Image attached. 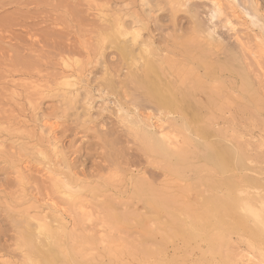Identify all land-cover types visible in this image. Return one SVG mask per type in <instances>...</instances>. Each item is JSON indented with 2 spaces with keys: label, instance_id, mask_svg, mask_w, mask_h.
Wrapping results in <instances>:
<instances>
[{
  "label": "rangeland",
  "instance_id": "374dc122",
  "mask_svg": "<svg viewBox=\"0 0 264 264\" xmlns=\"http://www.w3.org/2000/svg\"><path fill=\"white\" fill-rule=\"evenodd\" d=\"M210 1L0 0V264H31L13 245L15 227L26 212L51 219L49 201L66 222L51 264L73 255L78 264H242L240 255H264L237 202L239 191L264 202V0H217L216 15ZM114 19L140 29L138 42L169 62L151 84L165 86L184 116L160 113L145 89L126 83L141 60L137 45L121 55L100 42ZM73 70L71 109L46 92ZM138 120L151 134H136ZM161 129L175 147L154 146ZM52 145L89 175L71 182L84 184L76 204L91 217L76 227L79 211L46 172L69 176Z\"/></svg>",
  "mask_w": 264,
  "mask_h": 264
},
{
  "label": "bare ground",
  "instance_id": "6f19581e",
  "mask_svg": "<svg viewBox=\"0 0 264 264\" xmlns=\"http://www.w3.org/2000/svg\"><path fill=\"white\" fill-rule=\"evenodd\" d=\"M139 1H140V3L145 4V5L151 4L149 2V0H139ZM164 1L167 4H171V2H174L176 0H162V2H164ZM179 1H181V0H179ZM187 1H189V0H187ZM210 2H211L210 3L211 6L213 8H215V10L218 12V13H216L214 11L215 15L216 14H222L223 9H222L220 3L217 0H211ZM154 3H155V5L160 3L158 5L160 7L161 0H160V2H154ZM254 4H256V3H254ZM254 8L257 9V7H255V6H254ZM102 15L104 16L106 14H102ZM102 15L100 14V16H102ZM101 18H103V17H101ZM136 19H137V16L135 17V15H134L133 20L135 21ZM134 23L136 24V22H134ZM120 39H123V41H124L123 47L120 45V42H119ZM139 39H140V29L134 28V27L125 28L124 25L121 24L118 19H114L113 22L108 25L106 33L100 38V40H101L100 42L102 44L104 41L105 42L109 41V44H110V42L113 43V46L116 47V49H118V51L121 55L126 53L127 46H129L131 48V51H132L134 46L137 45L138 46L137 47L138 57L141 60L140 68H136L135 70H133L132 72H130L129 74H127L125 76L126 83L127 84H133L134 86H136L138 88L145 89V91H146L145 98L150 103L157 106V108H159L158 110L160 113L167 111L170 113L173 112L175 114H178L181 117L184 116L185 111H183L182 107L179 106V102L176 98H172L171 96H170L171 98H166L162 95V92L165 90V86H164V88L163 87L157 88V86H154V84H151V83H153L150 80V78H153V76H151V75L153 73L156 74L157 70H159L158 75H159L160 80H161L162 76H165V73H164L165 68H166L165 65L169 62L165 59V57H163V55L161 53L158 54V50H154V48L150 46L149 42H147V41L138 42ZM110 45L112 46V44H110ZM135 50H136V48L134 49V51ZM62 67L64 69H67V70L69 68H70V70L72 69L71 65L68 64L67 61H62ZM75 72L76 71L73 70L71 73L64 74L61 77L62 82H61V85H59L60 88L58 87V88L52 90L51 92H46V94L51 93V94L55 95L56 97H60L62 99L63 103L66 105V107L71 108V109H73V107H75V104L78 103L77 93L76 92L74 93V92H71L70 90H68V89H73L76 86V83H75L76 76L75 75H77V73H75ZM156 77L157 76H155V78ZM111 82H113V75L110 76L109 78H107V80H106V83H108V84ZM124 83H125V81H124ZM170 85L171 84L169 83V86H168V88L166 87V90L170 91V93H171L172 88L170 87ZM161 86H163V85H161ZM37 91L38 92H36V95L39 98L42 97L43 95H45L44 92H42L40 90H37ZM38 97H37V101L39 100ZM28 104L32 105V102H29ZM144 121H142V120H138V122L136 121L137 124H141V128L140 127L138 128V129H140V131L136 130V134L138 136L143 135L144 133L151 134L149 132L150 131L149 129L152 127L150 125H148L149 123H147V121L146 122H144ZM44 128H46V127H44ZM47 129H48V126H47ZM163 131L161 129L159 131L158 138L154 139V143H155L154 146H159L161 149H163L164 145L167 147H175V145H174L175 143H174V141H172V139H174L173 136H170L169 133L167 134V132L164 133ZM140 132L143 134H141ZM140 137H142V136H140ZM52 146L53 147H51V148H52V151L55 152L56 158L61 157L62 163H65V169H67V171L69 172V176L64 175L62 173L52 172V170L50 171L48 168L46 169V172L48 173V175L51 174V175H49V179H50L49 181H51V183L53 182L52 186H53L55 192L57 193V195L60 196L59 198L61 199V201L63 200L65 206L68 209H70L73 213L76 212V210L79 211L76 214L74 213L75 217H76V219L74 220L75 226L73 224H72V226L76 227L80 222H83L84 220H88L91 217L88 215L87 212L84 213L86 209L84 211H83V209L85 207L83 208V206L76 204V202H77L76 200H78L79 193L83 190L84 184L80 182L82 186L76 185V184L74 185V183H71V182L73 180H74L73 182H76L77 180H80L79 179L80 177L86 178L89 175L85 174L86 172H84L82 170L75 171L74 170L75 167H73L72 164L67 162V160L63 157L62 152L58 151V149L56 148L55 145H52ZM20 151L26 152L28 150H26V148L22 146L20 148ZM32 151H35V149L34 148L30 149L28 152L32 153ZM35 153H36L37 157H41L42 160L47 161L49 163L48 166L53 165V162L45 155L44 152H42V150L35 151ZM96 170H97V172H100L102 170V168L98 167ZM16 176H17L16 179L18 180L19 183L23 182V177L20 174V172H17ZM50 176H51V178H50ZM62 176H64V178H62ZM108 184H109V182H103L101 185L106 186ZM140 187H136V188L139 189ZM136 188H135L136 192L135 191L134 192L139 193L137 191H141V189L138 190ZM92 191H93V189H92ZM239 192H240L239 193L240 194V201H237V202L240 203V204L239 203L238 204H239V212L242 214L241 216L243 217V219H245L246 221H248L252 225L254 232L262 235V237L264 239V202H260L258 204V206H255L253 203V200H252L251 196H249L248 192H246V191H239ZM81 198H80V200H81ZM237 200H238V198H237ZM49 202H50L49 203L50 205L46 206V207L48 208V211L50 212L49 214L52 216L51 219L49 218L50 220L45 215H42V216L36 215V217L34 218L31 215L29 216V214L27 212L25 213V216H23V215H22L23 217L21 216L22 220L20 218H19L20 219L19 221L17 220V222H19V225H16V227H15L16 228V232H15L16 236L13 239V245L18 250L22 251L23 256L25 257V260L27 259L31 264H38V263L39 264H51V260L54 258V257L52 258V256H51L52 254H54V249H53L54 247L52 245L54 243L51 244V242H52V240H55V239L57 241L58 233L60 232V234H61V231H64L63 229L65 226L62 224V222L64 221L65 210L60 209V207L56 203H54L52 201H49ZM48 211H47V213H48ZM31 221H34L36 223L34 228H32V226H31ZM58 238H60V237H58ZM57 242H59V240ZM57 242H56V244H58ZM249 248H250V246H249ZM250 252H253L251 250V248H250ZM71 253H73V251ZM75 253H76V251H75ZM77 254H78V256L80 255L79 253H77ZM31 256H32V258H31ZM75 256L78 257L77 255H75ZM34 257H38L40 261L34 259ZM80 257H81V255H80ZM81 258H83V256ZM239 258H240L242 264H264V255L261 252H259L256 255H254L253 253H250L248 255H240ZM77 259H79V257ZM67 260H68L67 262L69 264H78L74 255L70 256L69 258L67 257ZM55 264H58V263H55Z\"/></svg>",
  "mask_w": 264,
  "mask_h": 264
}]
</instances>
